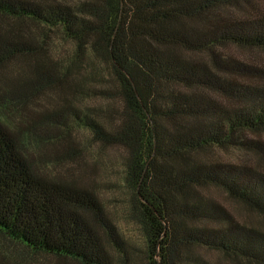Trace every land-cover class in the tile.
Segmentation results:
<instances>
[{
  "label": "trees",
  "instance_id": "trees-1",
  "mask_svg": "<svg viewBox=\"0 0 264 264\" xmlns=\"http://www.w3.org/2000/svg\"><path fill=\"white\" fill-rule=\"evenodd\" d=\"M230 46L264 50V0H0V233L80 264H131L83 177L95 167L73 133L87 130L124 152L144 264H222L203 252L264 264V63ZM83 95L108 103L83 109ZM45 96L62 103L13 120ZM41 147L45 168L73 159L84 171L42 173ZM229 149L242 155L228 161Z\"/></svg>",
  "mask_w": 264,
  "mask_h": 264
},
{
  "label": "rangeland",
  "instance_id": "rangeland-1",
  "mask_svg": "<svg viewBox=\"0 0 264 264\" xmlns=\"http://www.w3.org/2000/svg\"><path fill=\"white\" fill-rule=\"evenodd\" d=\"M32 29L37 32L38 28L32 26ZM52 35V40L49 41L52 45H57V47H61V49L63 46V52H71L72 44L69 41L61 39L57 32L52 33ZM226 51L242 60H254V62H257L255 60H258L259 62L264 63V50H250L230 46L229 48H226ZM48 98L49 97L45 96V99L43 100L40 99L37 102H31L28 108V113H26L24 117L17 116V119L13 120L22 125L25 120L27 121V119H29L35 108H58L60 106L59 103H62V99L53 101ZM74 101L83 109L106 106L108 103L106 99L98 98L95 95H83V97L80 99H74ZM23 118H25V120H23ZM73 134L77 143L82 145L83 158L85 161L84 164L86 166L95 167L93 172L84 171L77 167H71L70 164L74 161L73 159H67L59 164L47 166L45 168L44 158L38 157L39 154L45 152V147L32 148L38 169L44 174L48 173L51 176L60 178H74L75 175L80 173V171H84L83 177L86 181L91 180L95 183V189L100 194L109 216L117 226L119 235L124 242L123 247L129 256L130 263L144 264V232L138 218L133 215L131 209V191L124 182V152L120 148L103 146L102 144L95 142L90 138L87 130L74 129ZM220 154L228 161L234 160L236 157L238 158L242 155L241 152L232 149L220 151ZM213 193L217 199L231 207L239 217L249 220H251L249 217H254L252 213L242 209L239 203L227 198L220 192V190ZM108 250L115 259L122 258L121 252H119L118 248L108 247ZM203 254L212 261L220 259L222 264H232V261L222 259V256L218 252H203ZM0 260L4 264H80L73 259L58 258L49 254L34 252L25 247L22 243L12 241L1 233Z\"/></svg>",
  "mask_w": 264,
  "mask_h": 264
}]
</instances>
